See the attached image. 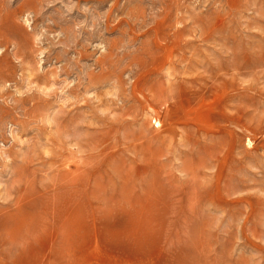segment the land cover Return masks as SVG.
<instances>
[{
	"label": "rangeland",
	"instance_id": "rangeland-1",
	"mask_svg": "<svg viewBox=\"0 0 264 264\" xmlns=\"http://www.w3.org/2000/svg\"><path fill=\"white\" fill-rule=\"evenodd\" d=\"M0 264H264V0H0Z\"/></svg>",
	"mask_w": 264,
	"mask_h": 264
}]
</instances>
